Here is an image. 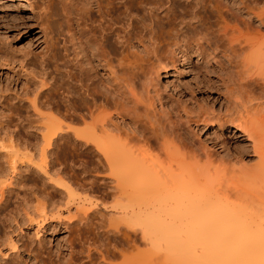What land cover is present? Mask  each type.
I'll list each match as a JSON object with an SVG mask.
<instances>
[{
    "label": "bare ground",
    "instance_id": "obj_1",
    "mask_svg": "<svg viewBox=\"0 0 264 264\" xmlns=\"http://www.w3.org/2000/svg\"><path fill=\"white\" fill-rule=\"evenodd\" d=\"M24 4L50 44L33 66L4 63L14 87L11 101L0 99V218L34 229L29 241L0 234L9 250L0 264L23 253L35 264L43 254L51 264H113L126 252L139 264L147 251L158 264H193L194 242L199 264H264V0ZM192 55L201 68L187 95L223 89L226 117L160 91V74ZM23 100L30 114L21 116L13 107ZM207 123L240 131L253 166L213 160L192 131ZM42 230L66 232L65 253L44 252Z\"/></svg>",
    "mask_w": 264,
    "mask_h": 264
},
{
    "label": "rangeland",
    "instance_id": "obj_2",
    "mask_svg": "<svg viewBox=\"0 0 264 264\" xmlns=\"http://www.w3.org/2000/svg\"><path fill=\"white\" fill-rule=\"evenodd\" d=\"M54 6H55L54 7L55 13L53 16L54 18L52 17L53 20L51 21L52 23L50 26V28H51L50 30H52V31H51L50 36H52L51 41L54 39L52 41V44H53V42H55L56 44L54 43L53 46H51V49L53 51H59L58 49L60 48V46H59L60 45V39H59L60 33H59V35L57 34L59 32V31H57L59 28V26L57 24H59L58 22L60 20L59 19L60 16L58 14L59 13L58 5L55 3ZM56 10H58V12ZM34 19L35 18L31 15V13L28 9V6L26 4H24V0H0V57H1L0 58V99L4 98V100H5V98H7L5 101L6 103L11 101V99H12L13 91H11V90H13L14 86H13V77L7 73V71H9V70H8V67L4 66L5 65L4 63H6V61H7V63L9 64V62H10V64H9L10 66H13V65L15 66V68H14L15 71L20 69V67H19L20 61H18V59H20L21 61L29 60L30 64L32 63L31 66H33V64H35L37 62L39 57L40 56L42 57L44 55V53H46V51H47L46 45L49 46V44H50L49 41L47 40V38L43 39L45 37L43 36V34L39 30V28L36 27L35 23H33L35 21ZM57 26H58V28H57ZM44 40H45V43H44ZM43 46L46 48H44ZM43 50H44V52H43ZM10 58H13L14 60L13 59L10 60ZM2 59H3V61H2ZM193 60H194V62H193ZM190 61L191 62L188 61L187 63L186 62L183 63V60L178 58V60L174 61L173 67H171L167 71L168 73L164 74V72H162L158 78L159 79L158 80V87H159L160 91L162 90L161 92L163 93L164 97H167L168 99H172L174 97V95H180V94H178V92L181 91L180 97H182L183 99L184 98L186 99V101H187L186 106H188L190 109L193 108V110H195L196 108L198 109L201 106V108H204L205 110L208 109L210 112L214 111L213 112L214 114L218 113V115L223 116V118L226 117V116H224L226 114L222 115V112H224V113L226 112L225 108L227 107V106H225V105H227V103H225L224 98H223V93H222L223 89L222 90L220 89L221 91L219 90V92H217L218 89H216V88L208 89V92H206L207 94L206 93L196 94L194 96V98H191V100H190V96L187 95V93H189L190 90L193 89L194 85L197 83V77H195L196 73L199 71L197 67H199V69L201 68V61L198 59V57H196V55H192ZM190 63H192V65ZM99 73L102 75V74H104V71L101 72V70H99ZM171 83H172V85H171ZM215 89L217 91H215ZM164 90L166 93L164 92ZM171 95L173 97H171ZM19 103L14 104L15 105V107H13L14 113L16 112V114H20L21 116L25 115V114L26 115L30 114V111L26 107L25 100H23ZM22 103H24V104H22ZM207 106H208V108H207ZM209 107H210V109H209ZM197 109H196V111H197ZM17 111H18V113H17ZM44 111H48V110L45 109ZM12 114L13 113H11V122L10 123L15 121V120H12V118L16 119L15 118L16 116H14L15 114L14 115H12ZM55 116H56V117H54L55 119L60 118V117H57L58 115H55ZM57 119H56V121H57ZM60 121L55 122V124L60 123ZM0 123H1L0 124V127H1L3 125L2 119H0ZM192 126H194V125L192 124ZM199 128H201V129L198 130L195 128V131L192 130L193 133L196 132L194 134V135H196L195 139H197L198 143H199V141L202 140L201 142H203L207 145V149L208 150L211 149V150H209V151H211V154L214 152L213 156L211 155V157H214L213 160L215 159V160H217V162H220V163L224 162L226 165L228 164V166H229V164H231L230 165L231 167H234V165H235V167H237L239 164H241L240 166L244 167V168L245 167L250 168L251 166H253L252 164H254L256 162V158H255V155L253 154V151H252V148L250 145V141L248 139H245V137H243V136H238L240 134V131H236V133H233L230 125L229 126L225 125L223 127L218 128V126L216 124L207 123L205 125H199ZM28 130H30V131L32 130L31 132H34L33 129H28ZM23 133H25V135H26L27 132H23ZM31 134H33V133H31ZM36 134H37V131H36V133L34 132L33 135H28V136L31 137V136H34ZM198 139H200V140H198ZM6 143H8V142H6ZM219 152H220V154H218ZM224 154H226V155H224ZM222 155H223V158H222ZM236 156L238 158L239 157L241 158L239 161L237 160V162H235L236 160L234 159V157L236 158ZM217 158L220 160H222L224 158L225 159H224V161L222 160L223 162H221L220 160L218 161ZM226 158H228L227 159L228 162L225 161ZM35 162H38V160L37 161L35 160ZM242 165H244V166H242ZM29 175H31V174L29 173ZM32 176H34V175L32 174L31 178H32ZM32 179L37 182L36 178H32ZM1 180H3L2 176H0V182H1ZM12 186L15 187V185H12ZM194 187L196 188V184L194 185ZM195 188H194V190H196ZM192 189H193V187H192ZM192 191L193 190H191V192ZM191 192L189 194H191ZM193 193H195V192L193 191L192 195H193ZM14 194H15V191L14 192L12 191L10 193V196L13 197ZM100 194H101V192H100ZM100 194L98 191H97V194H96V192H94L93 197L98 199V200L110 202V200H109L110 198H108L107 196H104L103 193H102L103 195L101 194L102 195V197H101ZM107 205H108V203H107ZM193 218H192V220L195 219V218L194 219ZM0 220H3L0 222V234L3 232L1 234V236L3 235L2 237L12 236L13 238H16L15 236L23 234L22 236H24L23 238L25 239V241L26 240L29 241V239L30 240L32 239L31 233H32V229H34V225L33 226L28 225L27 226V224H23V225L21 224L20 227H17L13 223L14 221L8 219L7 217L5 219L4 216L2 219L0 218ZM192 220H190V221H192ZM192 222H194V221H192ZM12 229H14V230H12ZM42 231L39 232L40 233L39 236L44 235L46 238V239H44L45 240L44 252L45 251L51 252L53 250L54 252L61 251L62 253L63 252L65 253V250H64V245H65L64 239L65 238L63 239V237L61 238V236H63L66 232H59V233H57V235H52L48 230L47 231L42 230ZM5 232L7 234H9V233L10 234L7 235ZM73 232L74 231H70L69 234L70 233L72 234ZM27 238H29V239H27ZM46 241H47V243H46ZM5 242H4L3 246H0V250H2V252H9V250H7V248H6L7 247V245H6L7 241H5ZM195 244L196 243L194 242L193 252H192L193 253L192 256L194 257V258L192 257L193 258V264H199V261L201 259H204V258L202 255H200V250L202 248L198 247L200 245H198V244L195 245ZM147 253H149V254H147ZM129 254H131V253L126 252V254L123 256V255L114 253L113 255H111V261L110 262H112L113 264H130V262H131V264H132V258L129 256ZM152 254H153V252L147 251L146 254H144L142 257H140L138 259L139 260L138 263L139 264H158L157 262H159L158 260L161 259V257H159L158 260H156V258H155L156 254H153V256H152ZM200 256L202 258H199ZM40 258H41V260L43 259L44 264H46V263L51 264L50 259H49V257L47 258L46 254H43L42 256H40ZM1 260L2 259L0 258V263H2ZM161 260H163V258ZM155 261H157V262L155 263ZM12 263L13 264H35V261L31 256H29V255L27 256L26 253H23L22 257H20V258L19 257H13L9 261L8 264H12ZM166 264H167V262H166Z\"/></svg>",
    "mask_w": 264,
    "mask_h": 264
}]
</instances>
